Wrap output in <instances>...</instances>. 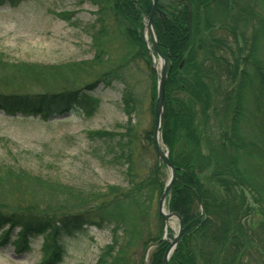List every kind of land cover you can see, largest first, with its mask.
<instances>
[{"label":"trees","instance_id":"trees-1","mask_svg":"<svg viewBox=\"0 0 264 264\" xmlns=\"http://www.w3.org/2000/svg\"><path fill=\"white\" fill-rule=\"evenodd\" d=\"M87 1L98 6L91 24L96 56L57 66L11 64L0 58V110L45 122L76 110L92 116L100 104L94 91L102 84H124L129 120L118 125L124 131L94 130L88 136L123 147L118 159L124 162L125 183L78 187L1 162L0 246L12 243L25 253L42 236L40 264H59L65 240L95 226L112 236L96 264H132L139 243L146 252L152 247L148 264H163L175 235L170 228L168 239H162L159 200L166 166L159 157L153 162L141 158L143 140L155 146L154 129L139 139L132 121L141 105L131 81L138 60L150 72L155 114L157 81L145 39L153 2ZM255 6L264 10V0L159 2L154 27L171 65L162 137L177 168L167 209L184 221L169 264H264V13ZM114 37L125 53L96 72L103 58L110 57L104 47ZM55 85L60 88L53 90ZM38 86L45 89L35 90ZM1 140L9 146L10 141Z\"/></svg>","mask_w":264,"mask_h":264},{"label":"rangeland","instance_id":"rangeland-1","mask_svg":"<svg viewBox=\"0 0 264 264\" xmlns=\"http://www.w3.org/2000/svg\"><path fill=\"white\" fill-rule=\"evenodd\" d=\"M255 9L264 13L261 6ZM97 10L98 6L87 0H6L0 4V58L11 64L56 66L91 60L99 52L91 27ZM114 38L112 44L104 47L110 57L103 58L96 72L107 70L110 64L114 65L116 57L125 53L121 40ZM138 61L132 66L131 81L141 105L132 121L141 139L145 130L155 131L156 115L150 109V72L145 62ZM151 65L153 67V60ZM52 87H57L53 90L60 88L59 85ZM34 89L42 91L45 88ZM123 90L124 84L120 82L110 87L100 85L94 91L100 104L92 116L76 110L53 115L45 122L41 117L23 118L21 114L12 116L0 111V163L20 164L34 173L78 187L124 184V162L118 159L123 147L115 146V140L95 142L88 136V132L94 130L124 131L118 127L129 120L123 108ZM64 115L67 117L57 119ZM1 139L10 141L9 146ZM141 145L146 146L145 150L140 147L142 159L147 162L158 159L155 146L148 145L146 140ZM163 170L168 179L169 170L166 167ZM169 225L178 230L177 219H172ZM111 240L108 230L85 226L65 240V254L59 264H96L101 250ZM42 243V236L34 238L31 251L25 253L18 252L12 243L1 245L0 264H40ZM147 252L139 243L133 249L132 264H148Z\"/></svg>","mask_w":264,"mask_h":264},{"label":"water","instance_id":"water-1","mask_svg":"<svg viewBox=\"0 0 264 264\" xmlns=\"http://www.w3.org/2000/svg\"><path fill=\"white\" fill-rule=\"evenodd\" d=\"M158 1L159 0H153V9L150 14V18L148 21V24L146 26V40L150 38L152 41V45L154 47V50H150V53L154 56V70L155 74L157 76V100H156V130L154 134V142L156 146V150L158 152L159 158L164 161L168 169L170 170V178L165 186L164 192L162 194V197L159 201V209L160 213L163 216L166 223L169 222L171 218H177L179 221V231L177 235L175 236L174 240L170 242V245L164 255L163 258V264H169V258L172 254V252L177 247L182 231H183V219L177 212L169 213L165 210V201L167 198V194L170 190V188L173 186V183L176 180L177 177V171L176 167L172 164L170 157H169V149L167 147L163 146L162 142V124H163V117H164V100H165V88L166 84L168 82L169 78V72L171 70V66L168 67L167 59L162 55L159 46H158V40H157V34L154 29V17L156 14V11L158 9ZM160 59V72L158 71V61L157 59ZM166 238V237H165Z\"/></svg>","mask_w":264,"mask_h":264}]
</instances>
